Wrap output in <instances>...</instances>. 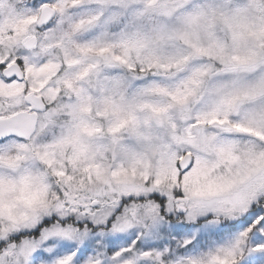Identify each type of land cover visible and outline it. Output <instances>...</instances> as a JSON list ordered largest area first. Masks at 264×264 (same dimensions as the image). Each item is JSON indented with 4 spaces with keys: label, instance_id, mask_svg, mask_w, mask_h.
<instances>
[{
    "label": "snow or ice",
    "instance_id": "snow-or-ice-1",
    "mask_svg": "<svg viewBox=\"0 0 264 264\" xmlns=\"http://www.w3.org/2000/svg\"><path fill=\"white\" fill-rule=\"evenodd\" d=\"M0 264H264V0H0Z\"/></svg>",
    "mask_w": 264,
    "mask_h": 264
}]
</instances>
